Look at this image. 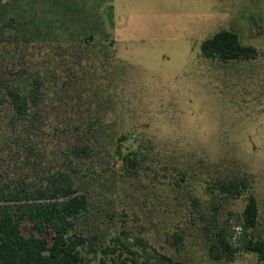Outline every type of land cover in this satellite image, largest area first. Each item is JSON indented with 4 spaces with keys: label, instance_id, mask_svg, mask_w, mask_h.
Instances as JSON below:
<instances>
[{
    "label": "rangeland",
    "instance_id": "1",
    "mask_svg": "<svg viewBox=\"0 0 264 264\" xmlns=\"http://www.w3.org/2000/svg\"><path fill=\"white\" fill-rule=\"evenodd\" d=\"M224 29L258 58L203 57ZM24 69L41 100L16 127L0 109V180L71 174L90 200L77 222L86 264L129 234L182 264H264L214 261L201 219L239 230L246 198L217 187L247 178L264 238V0H0V82L28 90Z\"/></svg>",
    "mask_w": 264,
    "mask_h": 264
},
{
    "label": "trees",
    "instance_id": "2",
    "mask_svg": "<svg viewBox=\"0 0 264 264\" xmlns=\"http://www.w3.org/2000/svg\"><path fill=\"white\" fill-rule=\"evenodd\" d=\"M201 54L222 62L256 60L259 56L255 47L244 45L237 33L225 29L202 43ZM20 78H26L32 87L23 91L15 84L6 86L0 82V109L8 104L12 107L14 127L28 124L31 107L39 104L43 86L37 74L29 70L24 69ZM124 140L120 138L117 154L129 170L137 163L133 158L136 154L123 152ZM217 190L228 198L245 197L246 205L239 230L222 225L217 212L202 213L210 257L214 261L233 262L247 253L255 254L264 263V238L253 235L259 227V202L250 181L224 180ZM193 203L197 210L201 207L198 199ZM89 206L88 196L80 192L68 173L0 180V264H86L83 251L88 239L77 232V222L86 215ZM26 221L33 227L30 236L23 232ZM173 238L179 246L181 237ZM112 242L113 246L102 250L105 257L99 264H182L157 251L142 237L119 235ZM106 257H110V262Z\"/></svg>",
    "mask_w": 264,
    "mask_h": 264
}]
</instances>
